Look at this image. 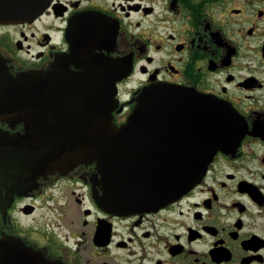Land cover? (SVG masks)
<instances>
[{"label":"flooded vegetation","instance_id":"obj_1","mask_svg":"<svg viewBox=\"0 0 264 264\" xmlns=\"http://www.w3.org/2000/svg\"><path fill=\"white\" fill-rule=\"evenodd\" d=\"M12 18L0 15V56L12 74L54 64L78 72L88 53L112 59L116 71L130 61L116 81V126L144 87L166 85L227 105L230 130L243 135L155 209L101 207L95 163L21 189L4 183L0 242L14 237L60 264H264V0H49L33 19ZM84 31L97 41L71 58ZM0 131L24 126L0 120Z\"/></svg>","mask_w":264,"mask_h":264},{"label":"water","instance_id":"obj_2","mask_svg":"<svg viewBox=\"0 0 264 264\" xmlns=\"http://www.w3.org/2000/svg\"><path fill=\"white\" fill-rule=\"evenodd\" d=\"M0 1V15L10 20L12 14L33 19L49 3ZM96 41L84 31L72 40L70 57L87 56ZM77 66L83 69L54 64L44 72L12 74L0 56V120L24 126L23 132L0 131V185L21 189L56 170L95 163L102 175L101 207L155 209L194 186L215 153L243 135L230 130L227 105L166 85L144 87L126 121L116 126V81L127 75L130 61L116 71L112 59L88 53ZM185 106L194 116L188 117ZM0 264L60 263L9 236L0 242Z\"/></svg>","mask_w":264,"mask_h":264}]
</instances>
